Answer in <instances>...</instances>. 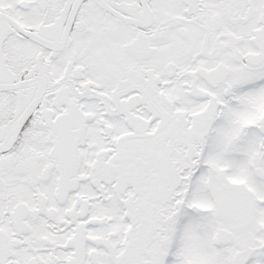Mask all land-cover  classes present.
I'll return each instance as SVG.
<instances>
[{
    "label": "snow or ice",
    "instance_id": "snow-or-ice-1",
    "mask_svg": "<svg viewBox=\"0 0 264 264\" xmlns=\"http://www.w3.org/2000/svg\"><path fill=\"white\" fill-rule=\"evenodd\" d=\"M0 264H264V0H0Z\"/></svg>",
    "mask_w": 264,
    "mask_h": 264
}]
</instances>
